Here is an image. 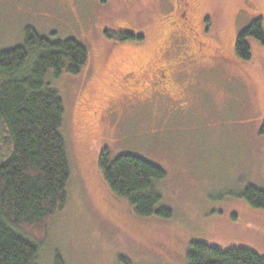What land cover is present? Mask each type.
<instances>
[{"label": "rangeland", "instance_id": "rangeland-1", "mask_svg": "<svg viewBox=\"0 0 264 264\" xmlns=\"http://www.w3.org/2000/svg\"><path fill=\"white\" fill-rule=\"evenodd\" d=\"M191 2L205 53L217 51L218 61L196 52V62L180 64L196 50L175 48L165 0H0V50L22 45L33 27L89 52L81 73L48 75L64 104L71 178L38 264L57 253L66 264H188L194 241L264 254V209L243 197L249 185L264 189V46L250 38V60L235 51L243 29L264 23V0ZM166 63L177 65L178 83L161 97L150 88ZM6 134L0 122V161ZM106 147L166 171L157 186L173 216L141 217L111 190L98 164Z\"/></svg>", "mask_w": 264, "mask_h": 264}, {"label": "trees", "instance_id": "trees-1", "mask_svg": "<svg viewBox=\"0 0 264 264\" xmlns=\"http://www.w3.org/2000/svg\"><path fill=\"white\" fill-rule=\"evenodd\" d=\"M105 34L118 41L134 37L125 31ZM250 38L264 46L262 18L238 35L235 51L243 60L252 58ZM88 60V50L74 38L43 36L33 27L26 28L22 45L0 50V122L9 144V154L0 161V264H38L49 225L67 203L71 168L61 133L65 110L48 75L59 77L64 71L77 75ZM98 164L111 190L126 199L137 215L173 216L171 208L162 204L157 186L166 177L161 166L134 154L113 157L107 147L101 150ZM243 197L264 209L263 188L249 185ZM187 263L264 264V254L194 241ZM53 264L66 262L57 253Z\"/></svg>", "mask_w": 264, "mask_h": 264}, {"label": "flooded vegetation", "instance_id": "flooded-vegetation-1", "mask_svg": "<svg viewBox=\"0 0 264 264\" xmlns=\"http://www.w3.org/2000/svg\"><path fill=\"white\" fill-rule=\"evenodd\" d=\"M165 4L167 12L170 16L168 25L172 29V33L175 34V48H185V50H188L191 49L190 47H193V49L196 50L193 53H191V51H189V53H186L187 55L182 59V62L180 64L190 66L191 64H193L194 60L195 62L198 60L196 58L197 53L210 60L218 61L219 56H217V51L214 53L210 51V53H205L206 51H208L205 42L206 39L202 37V35L198 31V25L194 21L195 6L191 2V0H165ZM185 34H188V37H186L187 35ZM176 66H172L171 63H166L162 68H159L154 79H152L153 82L150 91L153 94L163 97L166 95V93H168L169 89L171 90L173 87L177 86L178 79L174 74ZM175 72H177V70ZM136 100L137 97L135 96L131 99H127V102H136ZM173 101L176 104L179 103L178 100Z\"/></svg>", "mask_w": 264, "mask_h": 264}]
</instances>
